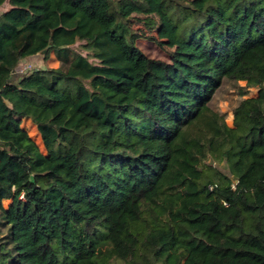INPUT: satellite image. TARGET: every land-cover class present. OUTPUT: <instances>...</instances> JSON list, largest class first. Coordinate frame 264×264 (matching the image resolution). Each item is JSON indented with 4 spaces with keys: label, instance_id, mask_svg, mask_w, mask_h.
<instances>
[{
    "label": "trees",
    "instance_id": "obj_1",
    "mask_svg": "<svg viewBox=\"0 0 264 264\" xmlns=\"http://www.w3.org/2000/svg\"><path fill=\"white\" fill-rule=\"evenodd\" d=\"M5 5L0 264H264V0Z\"/></svg>",
    "mask_w": 264,
    "mask_h": 264
},
{
    "label": "rangeland",
    "instance_id": "obj_2",
    "mask_svg": "<svg viewBox=\"0 0 264 264\" xmlns=\"http://www.w3.org/2000/svg\"><path fill=\"white\" fill-rule=\"evenodd\" d=\"M8 8H9L8 5H5L4 7L0 8V14L2 11H4L5 9H8ZM139 17H141V16L140 15H134L132 17V22L135 25L134 26L135 29L140 28V26L138 24ZM137 46L149 58L156 59V60H162V61H165L168 63L170 62L169 54L172 52V49H170L168 47L160 48L154 42L149 41V40H143V39H139L137 41ZM37 58H38V61H36V62H35V60H33V61L30 60L29 62L20 63V66L18 68V73L20 70H22L24 68L27 69L28 71H35V70L40 69V68H54L55 69L59 65V63H58L55 55L53 54V52H51L49 54V56L47 57L46 60H45V55H40ZM238 85L241 87H244L245 83L240 82ZM238 94H239V91H238L237 86H234L231 83H227V84L225 83L222 86V88L217 92L215 98L212 101L213 107H215V108L217 107V108L221 109L224 113L227 114L226 122H227V125L230 127H232V125H233L232 109L235 107V105H237V103L240 100V97ZM257 95H258V89H250L249 94L246 97H256ZM29 123H26V120H23L21 126L25 130H27L28 134L31 137H33L34 141L39 145L41 151L44 154H46L42 140L38 139V137H35L34 134H32L30 132V126H29L30 124ZM211 163L213 164L212 161H211ZM217 167L220 170H222L223 172L227 173V167L224 164L217 165ZM10 204H11V200L3 202V206L5 208H8L10 206Z\"/></svg>",
    "mask_w": 264,
    "mask_h": 264
},
{
    "label": "built area",
    "instance_id": "obj_3",
    "mask_svg": "<svg viewBox=\"0 0 264 264\" xmlns=\"http://www.w3.org/2000/svg\"><path fill=\"white\" fill-rule=\"evenodd\" d=\"M27 71H28V70L24 68V69H22V70L19 71V74H24V73H26ZM208 189H209V191H212V190H213V186L210 185Z\"/></svg>",
    "mask_w": 264,
    "mask_h": 264
},
{
    "label": "crops",
    "instance_id": "obj_4",
    "mask_svg": "<svg viewBox=\"0 0 264 264\" xmlns=\"http://www.w3.org/2000/svg\"><path fill=\"white\" fill-rule=\"evenodd\" d=\"M31 60H32V61L35 60V62H36V61H38V58H34V59H31ZM57 61H58V60H57ZM58 63H59V62H58Z\"/></svg>",
    "mask_w": 264,
    "mask_h": 264
}]
</instances>
